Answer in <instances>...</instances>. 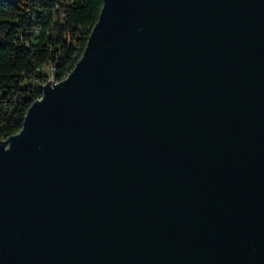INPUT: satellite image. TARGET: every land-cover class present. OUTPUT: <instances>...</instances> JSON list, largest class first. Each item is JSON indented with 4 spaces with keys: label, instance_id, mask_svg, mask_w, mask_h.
I'll list each match as a JSON object with an SVG mask.
<instances>
[{
    "label": "water",
    "instance_id": "1",
    "mask_svg": "<svg viewBox=\"0 0 264 264\" xmlns=\"http://www.w3.org/2000/svg\"><path fill=\"white\" fill-rule=\"evenodd\" d=\"M0 264H264V0H104L0 139Z\"/></svg>",
    "mask_w": 264,
    "mask_h": 264
},
{
    "label": "trees",
    "instance_id": "2",
    "mask_svg": "<svg viewBox=\"0 0 264 264\" xmlns=\"http://www.w3.org/2000/svg\"><path fill=\"white\" fill-rule=\"evenodd\" d=\"M104 0H0V139L18 132L52 74L61 80L87 44Z\"/></svg>",
    "mask_w": 264,
    "mask_h": 264
},
{
    "label": "built area",
    "instance_id": "3",
    "mask_svg": "<svg viewBox=\"0 0 264 264\" xmlns=\"http://www.w3.org/2000/svg\"><path fill=\"white\" fill-rule=\"evenodd\" d=\"M50 70H51V76H49L48 79H47L45 82H47L50 78H53V80H55V81H59V80H57V79L54 77V75L52 74V72L54 71V67H51ZM45 82H44V83H45Z\"/></svg>",
    "mask_w": 264,
    "mask_h": 264
}]
</instances>
